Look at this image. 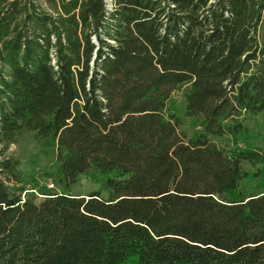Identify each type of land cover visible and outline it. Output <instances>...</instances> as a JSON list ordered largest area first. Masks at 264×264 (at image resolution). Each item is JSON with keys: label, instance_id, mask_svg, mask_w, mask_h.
Listing matches in <instances>:
<instances>
[{"label": "trees", "instance_id": "16d2710c", "mask_svg": "<svg viewBox=\"0 0 264 264\" xmlns=\"http://www.w3.org/2000/svg\"><path fill=\"white\" fill-rule=\"evenodd\" d=\"M258 114L264 0H0V264H264Z\"/></svg>", "mask_w": 264, "mask_h": 264}, {"label": "rangeland", "instance_id": "374dc122", "mask_svg": "<svg viewBox=\"0 0 264 264\" xmlns=\"http://www.w3.org/2000/svg\"><path fill=\"white\" fill-rule=\"evenodd\" d=\"M106 3L109 8L111 2L109 3L106 0ZM182 95L183 90H178L174 93V99L177 103L182 101ZM246 125L248 133L238 138V145H252L264 148V114L247 117ZM3 156L18 161L17 168L21 182L15 184L16 186H24L28 191H33L31 189L33 187L37 189L44 186L58 190L52 178L47 175L54 169L55 151L38 140L34 136V132L24 131L21 133L16 141L5 150ZM8 183L10 185L14 184L12 181ZM97 188V184H94L87 176L81 175L78 182L71 187L70 192L72 194L87 195Z\"/></svg>", "mask_w": 264, "mask_h": 264}, {"label": "built area", "instance_id": "2783aa9c", "mask_svg": "<svg viewBox=\"0 0 264 264\" xmlns=\"http://www.w3.org/2000/svg\"><path fill=\"white\" fill-rule=\"evenodd\" d=\"M107 2H109V3H110V2H111V0H107Z\"/></svg>", "mask_w": 264, "mask_h": 264}]
</instances>
